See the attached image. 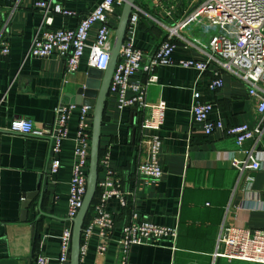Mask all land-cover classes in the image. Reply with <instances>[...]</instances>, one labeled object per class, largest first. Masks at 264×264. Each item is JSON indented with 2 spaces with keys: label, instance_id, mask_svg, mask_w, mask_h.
Masks as SVG:
<instances>
[{
  "label": "crops",
  "instance_id": "1",
  "mask_svg": "<svg viewBox=\"0 0 264 264\" xmlns=\"http://www.w3.org/2000/svg\"><path fill=\"white\" fill-rule=\"evenodd\" d=\"M102 0H67L65 5L76 12L73 16L54 15V28H75L82 16ZM138 1V0H137ZM198 0H140L146 13L140 18L136 43L146 54H152L166 39L168 28L175 25L185 10ZM35 0H0V32L8 38L10 54L0 56V264H34L39 255L58 264L60 238L70 226L68 193L75 162V138L78 111L71 114L69 133L60 154L61 166L49 176L50 146L47 138L11 133L8 128L17 118H29L37 127L56 120V108L75 95L90 76L86 54L78 69L66 72L65 58L59 55L36 57L27 55L33 39L40 33L43 15ZM116 28L117 16H110ZM99 23L90 31L95 39ZM194 33L207 38L199 29ZM173 57L201 58L193 48L182 43ZM213 66L201 73L179 65L158 67L159 80L148 86L147 100L154 104L167 102L165 122L159 133L162 148L159 156L163 177L156 185H143L137 174L145 156L139 144L138 123L142 114L134 117L131 108L121 111L117 100L109 95L102 125L101 150L111 153V166L122 178L128 205L121 206L116 198L107 208L115 219V229L106 254L97 252L98 236L90 242L88 264H116L117 240L122 227L132 218L152 221L177 228L176 240L147 242L131 249L129 264H258L243 260L214 257L217 238L224 222L252 229L264 228V210L260 199L264 194V157L251 185L239 181L240 174L231 157L243 159L244 150L254 146L248 140L242 147L225 130L206 135L192 124L193 94L197 90L203 99L214 103L212 119L223 120L226 127L248 122L264 125V115L257 110L258 99L249 94L247 84L223 72L225 85L221 90L208 87ZM140 77L144 76L140 74ZM96 84V81H91ZM98 84V83H97ZM137 116V119H135ZM134 117V118H133ZM137 128L133 136V128ZM264 151V144L258 147ZM102 156V155H101ZM43 176V177H42ZM106 176L100 167L99 180ZM49 179L48 189L38 195L22 221L24 194L37 189ZM135 216L133 217V215Z\"/></svg>",
  "mask_w": 264,
  "mask_h": 264
},
{
  "label": "built area",
  "instance_id": "2",
  "mask_svg": "<svg viewBox=\"0 0 264 264\" xmlns=\"http://www.w3.org/2000/svg\"><path fill=\"white\" fill-rule=\"evenodd\" d=\"M67 0H35L34 5L42 15L40 33L36 35L27 55L49 57L59 55L65 58L66 72H75L83 57L88 54L90 67L104 71L110 61L115 28L110 24V16L118 19L125 0H102L96 8L88 11L75 28H54V15L73 16L76 12L65 5ZM140 1V0H138ZM136 3L130 16L119 60L113 73L110 95L117 100L121 111L138 107L142 118L138 123L139 144L145 156L137 168L138 178L143 185H156L163 177L159 156L162 137L159 133L147 134V130L162 129L167 110V102L160 100L151 104L147 100L148 86L159 80L158 67L179 65L204 73L213 66V76L208 87L211 91L221 90L225 85L223 72L243 80L249 94L258 99L257 110L264 115V0H198L190 5L174 26L168 28L166 39L150 55H146L136 43V34L141 15L146 13ZM99 23L94 41H89L91 28ZM199 29L207 38L194 33ZM0 32V56L10 54L11 45ZM182 43L193 48L201 58L173 57L174 50ZM140 74L144 77L141 78ZM191 110L192 124L199 126L206 135L225 130L235 138L237 146L253 140L254 146L245 149V157H231L232 165L238 169L239 181L251 185V171L263 166L264 151L258 149L264 144V125L251 126L241 122L226 127L223 120L212 119L210 114L214 103L203 99L199 91L193 94ZM78 111V125L75 138V162L72 167L68 193L67 217L71 225L66 227L60 238L58 264H70L73 219L76 217L86 193L87 174L92 134L93 107L75 103H60L56 108V120L37 127L29 118H17L8 128L11 133H19L51 141L49 176L56 174L61 166L60 154L69 133V120L72 112ZM100 167L106 176L99 180V196L82 230L80 263H87L90 242L98 236L97 252L107 253L115 229V219L108 210V201L116 198L121 206L128 205L127 192L122 178L111 166V153L105 151L100 157ZM1 180V176H0ZM264 210V194L260 199ZM135 214L133 215V217ZM177 228L152 221L131 219L122 227L117 240L116 264H129L131 249L147 242L176 240ZM214 257L229 260H243L264 264V228L252 229L244 225H231L224 222L217 238ZM50 258L39 255L34 264H49Z\"/></svg>",
  "mask_w": 264,
  "mask_h": 264
},
{
  "label": "water",
  "instance_id": "3",
  "mask_svg": "<svg viewBox=\"0 0 264 264\" xmlns=\"http://www.w3.org/2000/svg\"><path fill=\"white\" fill-rule=\"evenodd\" d=\"M136 3L137 0H125L123 4L119 21L115 28L114 40L110 50V61L107 69L101 71L91 67V70L97 75L90 76L89 81L83 87L78 88L75 95H69L66 97L67 102L75 103L77 105H89L93 107L87 189L82 205L76 217L73 219L70 264H81L80 245L82 230L98 190L101 157V135L106 104L110 95L111 81L116 64L119 60L120 50L125 39L128 22L136 6ZM91 81H96V84H91ZM131 109L135 117L139 109L136 106L132 107ZM135 119H137V116ZM136 130V127L133 128V136L136 135ZM48 184L49 179L45 178L43 184L40 182L36 190L24 194L22 202V214L20 218L22 221L28 220V212L33 200L48 189Z\"/></svg>",
  "mask_w": 264,
  "mask_h": 264
},
{
  "label": "trees",
  "instance_id": "4",
  "mask_svg": "<svg viewBox=\"0 0 264 264\" xmlns=\"http://www.w3.org/2000/svg\"><path fill=\"white\" fill-rule=\"evenodd\" d=\"M101 155H102V150H101ZM99 192H100V191H99V189H98L97 192H96V196H95V198H94V201H93V203H92L91 209H92V207H93V204L96 202L97 197L99 196ZM91 209H90L89 214H88V216H87V218H86V221L88 220V218H89V216H90ZM86 221H85V222H86Z\"/></svg>",
  "mask_w": 264,
  "mask_h": 264
}]
</instances>
